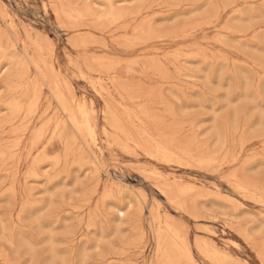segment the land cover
<instances>
[{"label": "rangeland", "instance_id": "rangeland-1", "mask_svg": "<svg viewBox=\"0 0 264 264\" xmlns=\"http://www.w3.org/2000/svg\"><path fill=\"white\" fill-rule=\"evenodd\" d=\"M57 1V3H64L65 0ZM101 1L104 2V0L65 1V4H70L71 7L77 8L76 10L80 9V17L76 24L77 28L72 30L71 25L66 22V24L63 22V26L59 25L58 27V22H56L55 15L52 12L53 10H51L53 6L52 1L0 0V9L4 10L0 16V31L3 29L4 34L9 36L7 37V40L9 39L8 41L3 40L4 44L1 43L2 49L0 53V124H3V126H0V155H2V157L0 156V168L2 166V169H0V264H9L8 262H10V264H157L154 255V234L151 227L152 209L154 211L152 214H157L162 218L169 215L170 217L168 216V218L170 222L172 220L171 218H175V220L173 219L174 227L177 226L176 223L180 224L176 229L181 231L185 228V232L183 233L182 231L180 233L179 231V234L182 237L181 234L183 233L186 237L184 238L189 241V243L188 241L187 243L189 244L188 246H190L189 250L191 249L190 253L194 263L188 264H226L227 262V264L233 262H235L233 264H264V205H262L264 204V0H111V2L110 0H105L104 3ZM232 5L233 7H231ZM176 7L177 9H175ZM237 10L240 13L238 12V14H236ZM81 11L84 12V15H82L83 13ZM106 12H113L120 17L116 21H112L106 17ZM155 13L159 15L156 14L157 16L155 17ZM121 15L126 18L123 19ZM240 15L241 18H239ZM206 22H208L207 24H212V26L206 25ZM11 23L15 25L14 27L16 30ZM6 25L9 26L7 27ZM204 25H206V27ZM221 27L226 28L222 30ZM68 28L72 31H69ZM25 29L28 32L25 31ZM140 29L141 32H139ZM26 32L29 34H26ZM152 32L154 35H152ZM10 33H15L17 35L14 34L16 38ZM216 33V36L219 34L221 35L216 37L214 36ZM238 33L242 34L238 35ZM150 34L151 38L149 37ZM155 34L162 37H157ZM173 34L177 35L173 36ZM185 34H187L186 37ZM253 34L255 36H253ZM146 35L148 37H146ZM182 35L186 39H181ZM34 37L46 42L47 46L45 48L48 49V47L50 48V46H52V49L54 47L52 49L54 51L52 59L51 56H46L48 55L47 52L43 55L45 63L48 64L47 67L54 71L55 75H58L63 86H69L71 89L73 88L71 92L75 100L77 102L79 100L78 103H82L84 107L86 104L85 109L89 113L96 141L85 137L86 135L83 137L78 136L72 128V125L66 120L58 103L52 97L51 92L48 90L47 83L42 86L39 81L36 86L38 85L39 87L41 84L40 89L42 91L39 90V88L33 90V88H35L34 82L36 79V72L31 67L28 74L23 75V68L22 65H19L21 64L19 60L17 62V60L13 61L11 59L12 55L17 52L18 55H21L20 57H23V48L28 46L29 42L31 43L35 40ZM26 38L28 39L26 40ZM154 39L156 40L154 41ZM6 42L7 46L5 45ZM222 42L225 44H222ZM23 43H25L26 46ZM93 44L94 46H91ZM88 45L90 46L87 47ZM104 45L105 47H103ZM225 45L227 48H225ZM76 46L78 49H76ZM153 48L158 51H154ZM27 49L30 50L29 54H32V49ZM174 49H176V51H174ZM177 49L178 51L181 49V52L179 51L181 54L178 53ZM250 49H252L253 52ZM5 50L7 51L6 54ZM8 53H10V56H8ZM189 53H194V56ZM211 53L214 54L211 55ZM67 56L70 62L66 59ZM178 58L179 61L174 62L178 60ZM7 59L12 62L6 61ZM49 60H52L51 64L53 63V66L50 64ZM154 60H156V62H154ZM236 61L238 64L235 63ZM14 63L19 64L13 65ZM70 63L71 65H69ZM72 64L74 65L72 66ZM138 65L141 66L138 67ZM16 66L18 68L16 69L17 71L15 70ZM175 66L180 68L178 72L181 75L177 72L178 68ZM92 70L95 74L94 72L91 73ZM123 70H126V72H120ZM167 70L170 72L168 73ZM229 70L230 72H228ZM102 71L105 72L104 74L107 73V76H103ZM138 73L142 75L139 76ZM177 73L178 76L180 75L179 77ZM243 73L245 74L243 75ZM157 74L161 75L158 76ZM13 76L15 79H12ZM244 78L246 79L244 80ZM21 79L22 82L19 83L18 81H21ZM28 80L30 83L27 82ZM110 80L112 81L111 83ZM97 83L99 84L97 85ZM28 84H30V86ZM245 86H247V89H245ZM176 87H178L179 90ZM10 89L13 91H10L12 93L9 92ZM235 89H237V91ZM120 92H122L125 97L121 95ZM27 94L29 95L26 96ZM106 95L108 97H106ZM16 96H19L18 99ZM99 97L103 100L105 99V101L102 102V99ZM45 98H47V100ZM108 98L113 101H110ZM123 98L128 99L132 104L124 102L125 100ZM251 98L253 99L251 100ZM30 100H36L32 107L29 104ZM253 100L254 102L252 103ZM11 102H14L13 104L18 102L19 108L16 109L15 112V105L11 106ZM140 103L146 105L144 106L146 110H144L145 108H143V105ZM254 103H257V105L255 106ZM20 104L23 107H21ZM28 106L29 109H27ZM133 108L135 110H133ZM150 109H152V113ZM116 110L118 112H127V116L125 115L124 118L122 115L124 113L120 112L119 115ZM18 111L21 113H19L20 115L16 113ZM135 112L138 114L141 113L140 117L137 116L138 114ZM24 114L26 115L25 117ZM129 114L136 119H132L131 116H128ZM236 114L237 117L235 116ZM148 116H150V118ZM127 117H130V121H128ZM14 118L16 120H14ZM115 118L118 119L117 125L114 121ZM233 118L235 119L232 120ZM242 118H245V120ZM143 120L145 122H143ZM13 121L15 122L13 123ZM29 122H31V124ZM129 122H131V125H129ZM149 122L150 125H148ZM233 122L235 124H233ZM124 123L126 126H124ZM140 123L142 127L148 129V134L144 131L145 128L139 125ZM158 126L161 127V129H158ZM45 127L47 131H45ZM241 128L245 129L241 130ZM137 129L138 131H136ZM155 130L157 133H155ZM38 131L41 133L39 139L36 137ZM135 131L137 132V137L135 136ZM51 132H53V134H51ZM60 132L62 133L60 134ZM218 133L219 135L217 136ZM3 134L4 136H2ZM108 134L111 136H108ZM157 134H159L160 137L157 136ZM171 134H173L172 137H169ZM68 136H70L71 140L74 141L76 145ZM162 136L163 138H161ZM64 137L69 138L70 141ZM108 138H111L113 143ZM134 138L138 139H135L138 144L135 142ZM159 138L166 139L170 144L164 140H157ZM168 138L173 139L169 141ZM237 138L239 140L242 138L243 148L242 142L238 141ZM12 139L15 140L13 141ZM106 140L108 143H106ZM12 141L14 143H12ZM163 142L172 146V150L170 146H165ZM46 143L48 146H46ZM67 144L68 147H66ZM214 144H216V146ZM31 145L34 148L31 147ZM71 145L72 147L70 148H72V150L69 148ZM110 145H112V148ZM117 146H120V149H118L119 147ZM176 146L179 150H176ZM5 147L6 149L4 150ZM175 147L176 149H174ZM8 148L10 149L9 151ZM82 149H84L83 151L85 152H81ZM182 149H186V151ZM143 150H145V154L141 152ZM187 150L190 153H188ZM76 151L80 153H76ZM91 151H93L92 154L97 158V161L92 157ZM63 153L66 154L63 156ZM193 153L196 156H198V154L199 156L201 155V160L197 161L200 158L194 157L195 155ZM210 154L211 156H208ZM212 154L216 157L213 158ZM9 155L11 159L8 158L10 157ZM46 155L49 157L47 158ZM83 155L89 158L90 161L88 160V162ZM134 155L137 157H133ZM163 155L170 157L165 158ZM250 155L254 161L250 159ZM257 155H259V157H257ZM37 156H39L40 162ZM81 156L83 157L79 159ZM152 156L156 159H154L155 161ZM202 156L204 158L203 161ZM150 157L152 159H150ZM44 158L48 162H46ZM187 158L188 160L186 161ZM191 158L194 161H192ZM8 159L9 161H7ZM72 159H74V162ZM190 159L191 161H189ZM211 159L214 160L212 161ZM232 159L233 162H231ZM205 160H208V163ZM215 160H217V163H215ZM224 160L226 161L223 162ZM3 161L6 163L5 166L2 164ZM50 161H53V163ZM220 161V164L223 162L222 165L219 164ZM37 162L40 164H37ZM184 162H192L195 165L192 163L188 165L186 163V165L183 166L182 164H184ZM31 163H33L34 169ZM78 163L80 165H78ZM202 164L204 166H202ZM130 165L131 167H129ZM6 166L11 167L7 168ZM196 166L204 167L205 169H197ZM68 167L72 168L69 169ZM189 167L194 168L189 169ZM97 169L99 175H97ZM150 170H153L151 174ZM216 170L217 173H215ZM32 171L35 173L30 174L29 172ZM145 172H147L146 174L148 175H146ZM228 172L231 175L228 174ZM138 173H140V175ZM154 173L158 175L156 176ZM29 174L30 176L28 177ZM32 174L33 176H31ZM239 174L241 179H239ZM95 175L97 178H95ZM141 175L144 176L141 177ZM149 175L153 176V178L149 177ZM227 175H230L228 177L231 179L228 178ZM31 177L35 179L33 180ZM234 177L236 181L239 179L238 183L233 180ZM23 179L25 181H23ZM158 179L160 180L158 181ZM243 179L247 182H243ZM240 180L249 188L245 185V187L242 186V182L241 184L239 183ZM228 182L232 183L228 184ZM233 182L244 188L241 186L238 187V185H230L233 184ZM163 183L167 185H164L167 189L164 186V188L162 187ZM174 183H177L179 187H189L192 189L190 194L183 195L181 198L184 203L190 202L191 206L190 203L186 205L181 200V202L178 200L181 204L180 208H184H181L182 212L177 206L179 203H176L179 197H175V201L173 199H165V195L162 192L165 189L167 191L169 188L171 190L174 189V187L176 188L177 185L175 184L174 186ZM12 185H15V189L12 188ZM110 185L113 186L111 187ZM109 186L111 189H109ZM193 187H196V189L199 187L200 190L198 189V191L202 193L200 192L199 194ZM104 188L108 191L106 192ZM245 188L247 190H245ZM117 189H119V191H117ZM234 190L240 192L237 193L236 191L234 192ZM243 190H245V192H242ZM256 190H258L259 193L256 192ZM14 191L15 195L13 193ZM204 191L207 193L204 194ZM208 191H210L209 194ZM111 192L112 194H110ZM107 194H109V196ZM117 195L119 196L117 197ZM189 195L190 197H187ZM105 196L106 198H102ZM114 196H116L115 199H113ZM144 196L147 198L145 201L143 199L145 198ZM259 197L263 200H259ZM188 199H190V201ZM250 199H252V201H250ZM174 202L176 204H174ZM28 203L30 206H28ZM220 203L222 205H220ZM156 204L158 205L156 206ZM96 207H98V209ZM20 211L22 212L21 214H19ZM95 213L96 215H94ZM190 213H192L193 218L194 216L196 217V221L195 219L193 220ZM99 215L101 217H99ZM226 215H228V217ZM89 217H91V219ZM90 221L93 222L94 227H92V223L88 224ZM171 223H173V221ZM181 225L184 226L182 227ZM180 226L181 228H179ZM199 227L201 231L196 229ZM204 229H207L209 232H206V230L202 232ZM208 233H212V235ZM241 233L245 235L243 236ZM3 237L8 241H5ZM200 238H202L201 241L205 239V242L203 241L201 243ZM24 239L30 245L28 244L26 246L27 243L26 241L24 242ZM193 241L195 244H193ZM209 241L211 246H208ZM198 244L202 246V249H196V245ZM28 247H31V249L29 248L31 251L33 249V253H31V251L28 253ZM211 248H213V250L210 251ZM205 249L206 254L202 252ZM212 252L218 255L217 260H213L209 257ZM218 252L221 254H218ZM222 258L224 261L220 262ZM210 259L213 260V262H210ZM231 260H233V262H230Z\"/></svg>", "mask_w": 264, "mask_h": 264}, {"label": "bare ground", "instance_id": "bare-ground-1", "mask_svg": "<svg viewBox=\"0 0 264 264\" xmlns=\"http://www.w3.org/2000/svg\"><path fill=\"white\" fill-rule=\"evenodd\" d=\"M49 1H52L53 2V6H52V9L51 10H53L52 12L54 13V17L56 18L55 20H56V22H58V27H59V25H62L63 24V22L65 23H68V24H70L71 25V29L72 30H74V29H76L77 28V22H78V20H79V17H80V9L79 10H76L74 7H71V5L70 4H65V1H67V0H65L64 1V3L63 2H60V3H57L58 1L56 0V1H53V0H48V2ZM77 1V0H76ZM100 1V0H99ZM74 2V1H73ZM101 2H103V1H101ZM104 2H105V0H104ZM103 2V3H104ZM110 2H111V0H110ZM109 3V2H108ZM108 3H107V6H108ZM73 4V3H72ZM44 5V4H43ZM78 5H80V4H78ZM111 5H112V3H111ZM235 6V5H234ZM49 7H51V6H49ZM80 7V6H79ZM168 7V6H167ZM172 7H174V6H172ZM231 7H233V5L231 6ZM252 7H253V5H252ZM262 7V6H261ZM170 8V7H169ZM264 8V7H263ZM44 9V8H43ZM171 9V8H170ZM175 9H177V7L175 8ZM220 9V8H219ZM166 10H169V9H166ZM238 10H239V8H238ZM237 10V12H236V14H238V11ZM3 11L4 10H1L0 9V16H1V13H3ZM46 11V10H45ZM87 11V10H86ZM108 11H109V7H108ZM164 11V10H163ZM234 11V10H233ZM82 13V15H84V12L83 11H81ZM115 12V11H114ZM224 12H225V10H224ZM5 13V12H4ZM107 14H106V17L107 18H109L110 20H112V21H116L119 17L115 14V13H113V12H106ZM240 13V12H239ZM6 14V13H5ZM118 14V13H117ZM157 13H155L154 15H155V17L157 16V15H159V14H157ZM2 15H4V14H2ZM8 15V14H7ZM89 15V14H88ZM167 15V14H166ZM176 15V14H175ZM174 15V16H175ZM254 15V14H253ZM90 16V15H89ZM122 16V15H121ZM124 16H125V14H124ZM152 16V15H151ZM231 16V15H230ZM229 16V17H230ZM5 17V16H4ZM8 17H9V15H8ZM123 17V16H122ZM153 17V16H152ZM217 17V16H216ZM228 17V18H229ZM239 17V16H238ZM82 18H83V16H82ZM97 18V17H96ZM126 18V17H125ZM124 17H123V19H125ZM239 18H241V15H240V17ZM5 19V18H4ZM11 19V18H10ZM152 19V18H151ZM242 19H244V18H242ZM11 20H13V19H11ZM11 20H9V21H11ZM83 20H84V18H83ZM213 20H215V19H213ZM212 20V21H213ZM2 21H3V19H2ZM209 21H211V20H209ZM13 22V21H12ZM218 22V21H217ZM10 23V22H9ZM65 23V24H66ZM203 23V22H202ZM208 22H206V25H211L212 26V24H207ZM12 25H13V27L15 26L13 23H11ZM11 24H9V25H11ZM64 24V25H65ZM67 24V25H68ZM200 24V23H199ZM9 25H6L7 27L9 26ZM66 25V26H67ZM98 25V24H97ZM198 25V24H197ZM206 25H204L205 27H206ZM224 25V24H223ZM63 26V25H62ZM195 26V25H194ZM193 26V27H194ZM213 26H214V24H213ZM225 26V25H224ZM68 27V26H67ZM196 27V26H195ZM194 27V28H195ZM198 27V26H197ZM12 28V27H11ZM141 28H143V27H141ZM188 28V27H187ZM186 28V29H187ZM192 28V27H191ZM222 28V30L224 29V28H226V27H221ZM2 29V28H1ZM8 29H10V28H8ZM14 29L16 30V28L14 27ZM61 29V28H60ZM66 29V28H65ZM70 28H68V30L70 31L71 30ZM136 29H138V28H136ZM186 29H184V30H186ZM197 29V28H196ZM24 30V29H23ZM62 30V29H61ZM71 30V31H72ZM134 30V29H133ZM148 30V29H147ZM151 30V29H150ZM217 30H220V29H217ZM216 30V31H217ZM222 30H220V31H222ZM12 31V30H11ZM25 31H27L26 29H25ZM138 31V30H137ZM136 31V32H137ZM146 31V30H145ZM225 31V30H224ZM226 31H228V30H226ZM9 32H10V30H9ZM13 32H14V30H13ZM24 32V31H23ZM28 32V31H27ZM26 32V34H29V33H27ZM135 32V33H136ZM139 32H141V29H140V31ZM191 32H192V30H191ZM195 32V31H194ZM228 32H231V31H228ZM147 33H148V31H147ZM151 33V32H150ZM234 33V32H233ZM257 33V32H256ZM11 34V33H10ZM15 34V33H14ZM14 34H11V35H14ZM24 34H25V32H24ZM78 34V33H77ZM137 34V33H136ZM171 34V33H170ZM189 34V33H188ZM197 34V33H196ZM235 34H237V33H235ZM242 34V33H241ZM241 34H239L238 33V35H241ZM16 35V34H15ZM13 36L14 38H16V36ZM31 35V34H30ZM139 35V34H138ZM141 35H144V34H141ZM152 35H154L153 34V32H152ZM156 35V34H155ZM175 35H177V34H173V36H175ZM186 35L187 34H185V37H186ZM217 35V33L216 34H214V36H216ZM221 34H219L218 36H216V37H219ZM26 36H28V35H26ZM25 36V37H26ZM79 36V35H78ZM157 36V35H156ZM245 36V35H244ZM253 36H255L254 34H253ZM7 37H9L8 35H5L4 34V32H3V29H2V31H0V53H1V43H3L4 44V41L5 40H7ZM31 37V36H30ZM38 37V36H37ZM75 37H76V34H75ZM145 37V36H144ZM143 37V38H144ZM146 37H148L147 35H146ZM149 37L151 38V34L149 35ZM157 37H162V36H157ZM183 35L181 36V39H186ZM222 37H224V36H222ZM221 37V38H222ZM234 37V36H233ZM35 38V37H34ZM40 38V37H39ZM77 38V37H76ZM154 38H156V37H154ZM165 38L167 39V37L165 36ZM169 38V37H168ZM171 38H172V36H171ZM212 38V37H211ZM28 38H26V40H27ZM226 39V38H225ZM252 39H253V37H252ZM251 39V40H252ZM4 40V41H3ZM9 40V39H8ZM7 40V41H8ZM16 40V39H15ZM18 40V39H17ZM147 40V39H146ZM156 39H154V41H155ZM171 40V39H170ZM175 40V39H174ZM173 40V41H174ZM204 40V39H203ZM202 40V41H203ZM218 40H219V38H218ZM3 41V42H2ZM152 41V40H151ZM176 41V40H175ZM220 41V40H219ZM10 42V41H9ZM8 42V43H9ZM78 42V41H77ZM150 42V41H149ZM148 42V43H149ZM239 42V41H238ZM12 43V42H11ZM11 43H10V45H11ZM215 43V42H214ZM217 43V42H216ZM24 45H25V43H23ZM115 44V43H114ZM135 44V43H134ZM137 44V43H136ZM141 44V43H140ZM146 44V43H145ZM161 44V43H160ZM163 44V43H162ZM165 44V43H164ZM219 44V43H218ZM222 44H225V43H223L222 42ZM6 46H7V42H6V44H5ZM9 45V46H10ZM23 45V46H24ZM76 45H77V43H76ZM151 45V44H150ZM26 46V45H25ZM29 46V47H28ZM28 46H26L25 48H23V51H22V53H23V57H20L21 55H18L17 53H14L13 55H12V57H11V59L13 60V61H16L17 60V62H18V60H19V63H21V64H19V63H14L13 65H17V64H19V65H22V70H23V75H27L28 74V72H29V69L32 67L33 68V70L36 72V79H35V88H33V90H37L38 88H39V90H41L40 89V86H41V84H42V86H43V84H46L47 83V86H48V90L51 92V95H52V97L56 100V102L58 103V106H59V108L61 109V111L63 112V114L65 115V118H66V120L67 121H69V123L72 125V128L75 130V132L77 133V135L78 136H80V137H83V136H85V137H88L89 139H94L95 140V138H94V128H92V125H91V120H90V116H89V113L86 111V109H85V107H86V104H85V107H84V105H82V103H78L79 102V100H78V102L75 100V97H74V95H72V92L71 91H73V88L71 89L69 86V88L68 87H65V86H63L62 85V83H61V81H60V79L58 78V75H55L54 74V71L51 69V68H49V67H47V63H45V58H43V55L45 54V52H47V54L48 55H46V56H51V59H52V57H53V48L51 49V47L52 46H50V48L48 47V49L47 48H45L46 46H47V43L46 42H44L42 39L40 40V39H36L35 38V40H33L31 43L29 42V44H28ZM80 46V45H79ZM90 45H88L87 47H89ZM91 46H94V44L93 45H91ZM95 46H97V45H95ZM117 46V45H116ZM146 46V45H145ZM221 46V45H220ZM224 46V45H223ZM247 46V45H246ZM13 47V46H12ZM11 47V48H12ZM103 47H105V45L103 46ZM179 47V46H178ZM177 47V48H178ZM200 47V46H199ZM7 48V47H6ZM10 48V49H11ZM16 48V47H15ZM27 48H30V49H32L31 50V53L32 54H29V52H30V50H28ZM120 48V47H119ZM123 48V47H122ZM125 48V47H124ZM201 48H203V47H201ZM225 48H227V46L225 45ZM74 49H75V47H74ZM76 49H78L77 48V46H76ZM82 49H84V48H82ZM106 49H107V47H106ZM126 49H128V48H126ZM125 49V50H126ZM131 49H132V46H131ZM152 49V48H151ZM150 49V50H151ZM154 49V48H153ZM179 49V48H178ZM178 49H177V51H178ZM183 49V48H182ZM246 49H247V47H246ZM7 50V49H6ZM5 50V54H6V51ZM8 50H9V47H8ZM15 50V49H14ZM13 50V51H14ZM147 50V49H146ZM157 49H154V51H156ZM181 50V49H180ZM179 50V51H180ZM186 50H189V49H186ZM205 50V49H204ZM251 51H252V49H250ZM148 51H149V49H148ZM153 51V50H152ZM158 51V50H157ZM171 51V50H170ZM174 51H176V49H174ZM178 51V53H180ZM209 51V50H208ZM199 52V51H198ZM218 52V51H217ZM253 52V51H252ZM257 52V51H256ZM256 52H254V53H256ZM12 53V52H11ZM166 53V52H165ZM167 53H168V51H167ZM171 53H173V52H171ZM9 55L8 56H10V53H8ZM169 54V53H168ZM175 54V53H174ZM181 54V53H180ZM184 54V53H183ZM189 54H191L192 56H194V53L192 54V53H189ZM197 54V53H196ZM214 53H211V55H213ZM223 54V53H222ZM260 54H261V52H260ZM85 55V54H84ZM185 55H187V54H185ZM191 55H190V57H191ZM1 56V55H0ZM156 56V55H155ZM165 56H167V55H165ZM165 56H163V57H165ZM180 56H182V55H180ZM188 56V55H187ZM204 56V55H203ZM202 56V57H203ZM219 56H221V55H219ZM4 57V56H3ZM85 57V56H84ZM97 57H98V55H97ZM184 57V56H183ZM189 57V56H188ZM188 57H186V58H188ZM195 57H196V55H195ZM204 57H207V56H204ZM7 58V57H6ZM47 58V57H46ZM68 58V56L66 57V59ZM70 58V57H69ZM136 58V57H135ZM137 58H139V57H137ZM169 58V57H168ZM172 58V57H171ZM177 58V57H176ZM180 58V57H179ZM179 58H178V60H173L174 62H176V61H179ZM185 58V59H186ZM2 59H4V58H2ZM90 59V58H89ZM131 59H133V58H131ZM144 59V58H143ZM155 59V58H154ZM158 59V58H157ZM165 59H167V58H165ZM181 59V58H180ZM182 59H184V58H182ZM205 59V58H204ZM221 59H223V58H221ZM68 60V59H67ZM136 60V59H135ZM147 60H149V59H147ZM152 60V59H151ZM206 60V59H205ZM204 60V61H205ZM212 60H213V57H212ZM226 60V59H225ZM4 61V60H3ZM6 61H8V62H12V61H10L9 59H7ZM47 61V60H46ZM69 62H70V60H68ZM233 61V60H232ZM1 62H2V60H1ZM49 62H50V64H51V62H52V60L50 61L49 60ZM82 62H83V56H82ZM149 62V61H148ZM154 62H156V60H154ZM166 62V61H165ZM68 63V62H67ZM85 63V62H84ZM83 63V64H84ZM163 63V62H162ZM225 63V62H224ZM232 63H234V62H232ZM235 63H237L238 64V62L236 61ZM254 63V62H253ZM256 63V62H255ZM55 64H56V62H55ZM173 64V63H172ZM171 64V65H172ZM247 64V63H246ZM245 64V65H246ZM12 65V64H11ZM19 65H18V67H19ZM52 66H53V63L51 64ZM69 65H71V63L69 64ZM74 64H72V66H73ZM85 65H86V63H85ZM105 65V64H104ZM243 65V64H242ZM84 66V65H83ZM141 65H138V67H140ZM153 66H156V65H153ZM173 66V65H172ZM248 66V65H247ZM85 67V66H84ZM87 67V66H86ZM96 67V66H95ZM128 67V66H127ZM131 67V66H130ZM129 67V68H130ZM133 67V66H132ZM135 67V66H134ZM156 67H158V66H156ZM161 67V66H160ZM159 67V68H160ZM176 67V66H175ZM250 67V66H249ZM15 68V67H14ZM82 68V67H81ZM166 68V67H165ZM174 68V67H173ZM176 68H178V66L176 67ZM232 68V67H231ZM252 68V67H251ZM255 68V67H254ZM16 69H18L17 68V66H16V68H15V70ZM21 69V68H20ZM54 69V68H53ZM127 69V68H126ZM146 69V68H145ZM163 69V68H162ZM4 70V69H3ZM21 70V71H22ZM59 70V69H58ZM83 70V69H82ZM90 70V69H89ZM132 70H133V68H132ZM142 70V69H141ZM178 70H180V68H178L177 69V72H178ZM184 70V69H183ZM12 71H14V70H12ZM11 71V72H12ZM17 71V70H16ZM79 71V70H78ZM101 71V70H100ZM143 71V70H142ZM153 71V70H152ZM168 71V70H167ZM166 71V72H167ZM59 72V71H58ZM94 71L92 70L91 71V73H93ZM97 72V71H96ZM99 72V71H98ZM120 72H126V70H123V71H120ZM119 72V73H120ZM128 72V71H127ZM130 72V71H129ZM141 72V71H140ZM151 72V71H150ZM162 72V71H161ZM170 71H168V73H169ZM173 72H176V71H173ZM182 72V71H181ZM228 72H230V70L228 71ZM263 72V71H262ZM16 73V72H15ZM79 73H80V71H79ZM90 73V72H89ZM90 73V74H91ZM102 73H103V76L104 75H106V74H104L105 72H103L102 71ZM141 73H144V72H141ZM179 73V72H178ZM178 73H177V76H178ZM232 73V72H231ZM18 74V73H17ZM60 74V73H59ZM67 74V73H66ZM75 74V73H74ZM81 74V73H80ZM79 74V75H80ZM94 74H95V72H94ZM110 74V73H109ZM126 74V73H125ZM133 74H135V73H133ZM155 74H156V72H155ZM163 74V73H162ZM180 74V73H179ZM205 74V73H204ZM245 73H243V75H244ZM21 75V74H20ZM73 75V74H72ZM71 75V76H72ZM102 75V74H101ZM128 75V74H127ZM137 75V74H136ZM138 75H139V73H138ZM142 74H140L139 76H141ZM158 75V74H157ZM161 75V74H160ZM160 75H158V76H160ZM166 75H167V73H166ZM168 75H170V74H168ZM181 75V74H180ZM179 75V76H180ZM242 75V76H243ZM14 76H15V74H14ZM13 76V77H14ZM63 76V75H62ZM61 76V77H62ZM81 76V75H80ZM84 76V75H83ZM82 76V77H83ZM107 76V75H106ZM128 76H130V75H128ZM155 76V75H154ZM178 76V77H179ZM234 76V75H233ZM262 76V75H261ZM12 77V79H15V77L13 78ZM18 77V76H17ZM16 77V78H17ZM27 77V76H26ZM32 77H34V76H32ZM109 77V76H108ZM162 77V76H161ZM169 77V76H168ZM264 77V76H263ZM21 78V77H20ZM19 78V79H20ZM27 78H29V77H27ZM26 78V79H27ZM76 78H78V77H76ZM88 78V77H87ZM112 78V77H111ZM119 78V77H118ZM166 78V77H165ZM188 78V77H187ZM208 78V77H207ZM261 78V77H260ZM259 78V79H260ZM23 79H25V78H23ZM33 79V78H32ZM31 79V80H32ZM62 79H63V77H62ZM61 79V80H62ZM79 79V78H78ZM83 79V78H82ZM91 79V78H90ZM113 79V78H112ZM193 79V78H192ZM246 78H244V80H245ZM258 79V80H259ZM17 80H18V78H17ZM67 80V79H66ZM66 80H64V81H66ZM107 80V79H106ZM115 80V79H114ZM168 80V79H167ZM191 80V79H190ZM247 80H249V79H247ZM34 81V80H33ZM40 81V85H39V87H38V85L36 86V84H38V82ZM103 81V80H102ZM209 81V80H208ZM12 82V81H11ZM17 82V81H16ZM19 83L20 82H22V79H21V81H18ZM27 82H29V80L27 81ZM66 82H69V81H66ZM112 81L110 80V83H111ZM115 82V81H114ZM113 82V83H114ZM117 82V81H116ZM118 82H120V81H118ZM13 83V82H12ZM30 83V82H29ZM113 83H112V85H113ZM259 83V82H258ZM15 84H17V83H15ZM15 84H12V85H15ZM24 84V83H23ZM99 83H97V85H98ZM100 84H102V83H100ZM104 84V83H103ZM106 84V83H105ZM115 84V83H114ZM249 84V83H248ZM29 86H30V84H28ZM91 85V84H90ZM93 85V84H92ZM237 85H238V83H237ZM256 85H257V83H256ZM9 86V85H8ZM16 86H19V85H16ZM21 86V85H20ZM102 86V85H101ZM105 86V85H104ZM115 86H116V84H115ZM185 87V86H184ZM247 86H245V89H247L246 88ZM255 87H258V86H255ZM21 88H23V87H21ZM30 88V87H29ZM43 88V87H42ZM113 88V87H112ZM115 88V87H114ZM173 88H174V85H173ZM176 88H178V87H176ZM175 88V89H176ZM14 89V88H13ZM31 89V88H30ZM92 89H94V88H92ZM108 89V88H107ZM118 89V88H117ZM181 89V88H180ZM193 89V88H192ZM237 89H238V86H237ZM237 89H235L236 91H237ZM244 89V90H245ZM255 89H258V88H255ZM26 90V89H25ZM119 90V89H118ZM117 90V91H118ZM178 90H179V88H178ZM10 91H12L11 89L9 90V92ZM16 91V90H15ZM14 91V92H15ZM19 91V90H18ZM32 91V90H31ZM42 91V90H41ZM108 91V90H107ZM156 91V90H155ZM177 91V90H176ZM246 91V90H245ZM13 92V91H12ZM12 92H10V93H12ZM24 92V91H23ZM28 93H30L29 91H27ZM95 92V91H94ZM115 92V91H114ZM15 93H17V92H15ZM35 93H36V91H35ZM100 93H101V91H100ZM104 93V92H103ZM110 93V92H109ZM119 93V92H118ZM121 93V95H123L122 94V92H120ZM180 93V92H179ZM257 93H258V91H257ZM14 94V93H13ZM20 94V93H19ZM21 94H22V92H21ZM34 94V93H33ZM96 94V93H95ZM108 94V93H107ZM18 95V94H17ZM29 94H27L26 96H28ZM31 95V94H30ZM101 95V94H100ZM116 95H118V94H116ZM22 96H23V94H22ZM41 96H42V94H41ZM109 96H111V95H109ZM124 96V95H123ZM122 96V97H123ZM245 96H247V95H245ZM244 96V97H245ZM258 96H260V95H258ZM15 97V96H14ZM17 97V96H16ZM19 97V96H18ZM18 97H17V99H18ZM21 97V96H20ZM84 97V96H83ZM100 97H102V96H100ZM99 97V98H100ZM106 97H108L107 95H106ZM125 97V96H124ZM105 98V97H104ZM112 98V97H111ZM118 98H119V96H118ZM127 98V97H126ZM260 98V97H259ZM11 99V98H10ZM23 99L25 100V98L23 97ZM29 99V98H28ZM41 99V98H40ZM46 100H47V98H45ZM83 99V98H82ZM100 99H102V98H100ZM110 101H113L112 99H110V98H108ZM125 101L124 102H128V103H130L129 101H128V99H125V98H123ZM253 98H251V100H252ZM260 99H262V98H260ZM107 100V99H106ZM127 100V101H126ZM35 101L36 100H30V102H29V104H30V106L32 107L33 105H34V103H35ZM83 101H84V99H83ZM90 101V100H89ZM103 101H105V99L103 100L102 99V102ZM121 101V100H120ZM140 101H142V100H140ZM139 101V102H140ZM5 102V101H4ZM10 102V101H9ZM8 102V103H9ZM20 102V101H19ZM85 102V101H84ZM91 102V101H90ZM89 102V103H90ZM109 102V101H108ZM115 102V101H114ZM123 102V101H122ZM138 102V103H139ZM254 102V100L252 101V103ZM6 103V102H5ZM12 103V102H11ZM10 103V104H11ZM14 103V102H13ZM11 104V106L13 105H15L14 106V112H15V110L16 109H18L19 108V106H18V102L17 103H15V104ZM49 103V102H48ZM51 103V102H50ZM113 103V102H112ZM112 103H111V105H112ZM116 103V102H115ZM135 103H136V101H135ZM17 104V105H16ZM22 104V103H21ZM21 104H20V106H21ZM108 104V103H107ZM118 104V103H117ZM130 104H132V103H130ZM141 104V103H140ZM255 104V103H254ZM2 105V104H1ZM4 105H6V104H4ZM3 105V106H4ZM41 105V104H40ZM47 105H49V104H47ZM93 105V104H92ZM114 105H116V104H114ZM114 105H113V107H114ZM119 105V104H118ZM138 105V104H137ZM141 105H143V108H145L144 110H146V107H144V106H146L144 103L143 104H141ZM257 105V103L255 104V106ZM260 105V104H259ZM51 106V105H50ZM110 106V105H109ZM6 107V106H5ZM4 107V108H5ZM21 107H23V106H21ZM91 107V106H90ZM93 107V106H92ZM111 107V106H110ZM121 107V106H120ZM127 107V106H126ZM140 107V106H139ZM142 107V106H141ZM46 108V107H45ZM112 108V107H111ZM115 108V107H114ZM123 108V107H122ZM121 108V109H122ZM134 108H135V105H134ZM133 108V110H135ZM137 108V107H136ZM22 109V108H21ZM27 109H29V106L27 107ZM34 109H36V108H34ZM40 109V108H39ZM48 109V108H47ZM113 109V108H112ZM111 109V110H112ZM116 109V108H115ZM8 110V109H7ZM13 110V109H12ZM38 110V109H37ZM50 110V109H49ZM88 110V109H87ZM90 110V109H89ZM124 110H125V108H124ZM131 110V109H130ZM143 110V111H144ZM151 111V113H152V109H150ZM11 111V110H10ZM23 111V110H22ZM28 111V110H27ZM45 111H47V110H45ZM44 111V112H45ZM54 111V110H53ZM91 111V110H90ZM106 111V110H105ZM117 111V110H116ZM141 111V110H140ZM93 112V111H92ZM103 112V111H102ZM118 112V111H117ZM121 111H119L118 112V114L120 113ZM148 112V111H147ZM146 112V113H147ZM9 113H11V112H9ZM16 113H18V115H20L21 113L18 111V112H16ZM20 113V114H19ZM116 113V112H115ZM121 113H124V114H122L123 115V117L125 118V115L127 116V112L125 113V112H121ZM135 113H137V112H135ZM244 113V112H243ZM29 115H31L30 113H28ZM53 114V113H52ZM59 114V113H58ZM107 114V113H106ZM105 114V115H106ZM138 114V113H137ZM141 114V113H140ZM140 114H138L137 116H139L140 117ZM149 114V113H148ZM41 115V114H40ZM45 115V114H44ZM60 115V114H59ZM120 115V114H119ZM136 115V114H135ZM145 115H147V114H145ZM144 115V116H145ZM240 115V114H239ZM26 115L24 114V117H25ZM93 116V115H92ZM118 116V115H117ZM128 116H131L130 114L128 115ZM136 116V117H137ZM152 116V115H151ZM236 117H237V114L235 115ZM234 116V117H235ZM29 117V116H28ZM31 117V116H30ZM51 117V116H50ZM56 117V116H55ZM106 117V116H105ZM121 117V116H120ZM132 117V116H131ZM149 118H150V116H148ZM108 118V117H107ZM106 118V119H107ZM130 118V117H129ZM129 118L127 117V119H128V121H130L129 120ZM133 118H135V117H132V119ZM138 118V117H137ZM144 118V117H143ZM8 119H10V118H8ZM26 119V118H25ZM41 119V118H40ZM39 119V120H40ZM55 119V118H54ZM92 119H93V117H92ZM109 119V118H108ZM107 119V120H108ZM123 119V118H122ZM136 119V118H135ZM153 119H154V116H153ZM235 118H233L232 120H234ZM237 119V118H236ZM242 119H244L245 120V118H242ZM14 120H16L15 118H14ZM123 120H125V119H123ZM142 120V119H141ZM150 120V119H149ZM227 120V119H226ZM243 120V121H244ZM47 121V120H46ZM103 121V120H102ZM110 121V120H109ZM109 121H107V122H109ZM114 121H115V124L117 123V121H118V119L117 118H115L114 119ZM122 121V120H121ZM153 121V120H152ZM242 121V122H243ZM15 121H13V123H14ZM24 122V121H23ZM26 122V121H25ZM37 122V121H36ZM56 122V121H55ZM60 122H61V119H60ZM93 122V121H92ZM105 122V121H104ZM126 122H127V120H126ZM137 122V121H136ZM139 122V121H138ZM142 122V121H141ZM143 122H145L144 120H143ZM146 122H147V120H146ZM150 122H151V120H150ZM150 122H149V124L148 125H150ZM249 122H250V120H249ZM2 123V122H1ZM5 123V122H4ZM22 123V122H21ZM30 124H31V122H29ZM52 123V122H51ZM110 123V122H109ZM123 123V122H122ZM130 124L129 125H131V122H129ZM224 123H227V122H224ZM235 123H236V121H235ZM234 122H233V124H235ZM6 124V123H5ZM12 124V123H11ZM43 124V123H42ZM45 124V123H44ZM47 124H48V122H47ZM92 124H94V123H92ZM125 124V123H124ZM138 124V123H137ZM145 124V123H144ZM143 124V125H144ZM228 124V123H227ZM245 124L247 125V123L245 122ZM10 125V124H9ZM18 125H20V124H18ZM106 125V124H105ZM107 125L109 126V124L107 123ZM117 125V124H116ZM135 125V124H134ZM140 126H141V123L139 124ZM138 125V126H139ZM147 125V124H146ZM148 125H147V127H148ZM226 125V124H225ZM0 126H3V124L1 125L0 124ZM26 126H27V124H26ZM30 126V125H29ZM48 126V125H47ZM94 126V125H93ZM124 126H126V124L124 125ZM137 126V125H136ZM135 126V127H136ZM139 126V127H140ZM235 126V125H234ZM24 127H25V125H24ZM59 127V126H58ZM95 127V126H94ZM127 127H128V125H127ZM131 127V126H130ZM134 127V126H133ZM142 127V126H141ZM140 127V128H141ZM152 127V126H151ZM159 127V126H158ZM26 128V127H25ZM103 128V127H102ZM142 128H145L146 129V127H142ZM153 128H156V127H153ZM227 128H228V126H227ZM243 128V127H242ZM241 128V130H244V129H242ZM1 129V128H0ZM19 129V128H18ZM33 129V128H32ZM34 129H35V127H34ZM45 129H46V127H45ZM66 129H67V125H66ZM105 129V128H104ZM128 129H129V127H128ZM131 129V128H130ZM134 129V128H133ZM132 129V130H133ZM136 129V128H135ZM144 129V131H148V129H146L145 130ZM158 129H161V127H159ZM226 129V128H225ZM20 130V129H19ZM18 130V131H19ZM37 130H38V128H37ZM131 130V131H132ZM142 130V129H141ZM140 130V131H141ZM25 131H26V129H25ZM28 131V130H27ZM45 131H47V129L45 130ZM63 131V130H62ZM68 131H69V128H68ZM106 131V130H105ZM112 131H114V130H112ZM130 131V132H131ZM136 131H138V129L136 130ZM135 131V132H136ZM151 131H152V129H151ZM150 131V132H151ZM153 131H154V129H153ZM156 131V130H155ZM162 131V130H161ZM226 131H227V129H226ZM239 131V130H238ZM49 132V131H48ZM163 132H165V131H163ZM46 133V132H45ZM56 133H59V132H56ZM62 132H60V134H61ZM70 133V132H69ZM107 133H109V132H107ZM116 133V132H115ZM132 133V132H131ZM154 133V132H153ZM155 133H157V131L155 132ZM159 133V132H158ZM227 133H228V131H227ZM241 133V132H240ZM5 134V133H4ZM4 134L2 135V136H4ZM13 134V133H12ZM51 134H53V132H51ZM71 134V133H70ZM73 134V133H72ZM112 134V133H111ZM134 134V133H133ZM132 134V135H133ZM136 134H137V132L135 133V136H136ZM138 134H141V133H138ZM147 134H148V132H147ZM174 134V133H173ZM173 134H171V136H169V137H172V135ZM231 134V133H230ZM6 135V134H5ZM34 135H35V133H34ZM40 135H41V133H40V131H38L37 133H36V137H37V139H39L40 138ZM74 135V134H73ZM98 135V134H97ZM110 134H108V136H109ZM122 135V134H121ZM219 135V133L217 134V136ZM228 135V134H227ZM241 135V134H240ZM239 135V136H240ZM67 136V135H66ZM75 136V135H74ZM111 136V135H110ZM116 136H117V134H116ZM134 136V135H133ZM134 136V137H135ZM142 136V135H141ZM150 136H151V133H150ZM157 136H159V134H157ZM164 136V135H163ZM163 136L161 137V138H163ZM242 136V135H241ZM69 138H70V136H68ZM71 137H72V135H71ZM105 137V136H104ZM124 137V136H123ZM137 137V136H136ZM160 137V136H159ZM34 138V137H33ZM44 138H45V136H44ZM57 138V137H56ZM55 138V139H56ZM64 138H67V137H64ZM69 138H67L68 140H69ZM152 138H154V137H152ZM227 138H228V136H227ZM239 138V137H238ZM237 138V139H238ZM49 139V138H48ZM61 139V138H60ZM59 139V140H60ZM82 139V138H81ZM84 139V138H83ZM86 139V138H85ZM109 140H111V138H108ZM120 139V138H119ZM125 139V138H124ZM128 139V138H127ZM135 139H137V138H134V140ZM171 139H173V138H168V140L170 141ZM219 139V138H218ZM217 139V140H218ZM240 139V138H239ZM238 139V141H241L242 140V138H241V140H239ZM13 140V139H12ZM15 140V139H14ZM13 140V141H14ZM20 140V139H19ZM58 140V139H57ZM70 140H71V138H70ZM69 140V141H70ZM77 140V139H76ZM133 140V141H134ZM138 140V139H137ZM142 140H143V138H142ZM146 140V139H145ZM157 140H161V141H163L164 139H157ZM4 141V140H3ZM12 141V143H14ZM18 141V140H17ZM55 141V140H54ZM62 141V140H61ZM65 141V140H64ZM72 141V140H71ZM96 141V140H95ZM94 141V142H95ZM100 141V140H99ZM107 141V140H106ZM112 141V140H111ZM122 141V140H121ZM125 141V140H124ZM150 141V140H149ZM153 141H155V140H153ZM161 141H160V143H161ZM164 141H166V142H168L166 139L164 140ZM10 142V141H9ZM36 142V141H35ZM49 142V141H48ZM73 143H74V141H72ZM71 142V143H72ZM135 142H136V140H135ZM164 143L165 144V146L167 145V143ZM172 142H173V140H172ZM172 142H171V145H172ZM242 142V148H243V141H241ZM251 142V141H250ZM2 143V142H1ZM8 143V142H7ZM16 143V142H15ZM38 143V142H37ZM50 143H52V142H50ZM61 143V142H60ZM72 143V144H73ZM88 143V142H87ZM106 143H108V141L106 142ZM112 143H113V141H112ZM129 143H131V142H129ZM137 143V142H136ZM159 143V142H158ZM216 143V142H215ZM39 144V143H38ZM75 145H76V143H74ZM95 144V143H94ZM94 144H92L93 146H95ZM138 144V143H137ZM144 144V143H143ZM153 144V143H152ZM162 144V143H161ZM168 144H170L169 142H168ZM247 144H248V142H247ZM1 145V144H0ZM4 145V144H3ZM10 145H11V143H10ZM36 145V144H35ZM119 145V144H118ZM215 146H216V144H214ZM4 146H6V145H4ZM26 146V145H25ZM46 146H48L47 145V143H46ZM66 146V145H65ZM81 146V145H80ZM102 146V145H101ZM105 146H106V144H105ZM111 146V148H112V145H110ZM115 146H116V144H115ZM127 146H128V144H127ZM136 146V145H135ZM164 146V147H165ZM167 146H170V145H167ZM179 146L181 147V145L179 144ZM224 146H225V143H224ZM11 147V146H10ZM9 147V148H10ZM31 147H33L32 145H31ZM66 147H68V144H67V146ZM70 147H72V145L71 146H69V148ZM86 147V146H85ZM89 147V146H88ZM117 147H119L118 149H120V146H117ZM138 147V146H137ZM171 147L172 146H170V149H171ZM177 147V146H176ZM176 147L174 148V149H176ZM8 148V151L10 150ZM29 148H30V146H29ZM34 148V147H33ZM74 148V147H73ZM75 148H76V146H75ZM81 148H82V146H81ZM80 148V149H81ZM128 148H130V147H128ZM149 148H150V146H149ZM182 148V147H181ZM180 148V149H181ZM196 148V147H195ZM6 149V147L4 148V150ZM13 149V148H12ZM20 149V148H19ZM43 149H44V147H43ZM71 150H72V148H70ZM78 149V148H77ZM98 149V148H97ZM110 149V148H109ZM126 149V148H125ZM124 149V150H125ZM141 149V148H140ZM147 149V148H146ZM166 149H168V148H166ZM174 149H173V151H174ZM197 149V148H196ZM26 150V149H25ZM30 150H31V148H30ZM42 150V149H41ZM45 150V149H44ZM67 150V149H66ZM84 149H82V151L81 152H85V151H83ZM99 150V149H98ZM124 150H122V151H124ZM127 150V149H126ZM126 150H125V152H126ZM158 150H159V148H158ZM172 150V149H171ZM176 150H179L178 149V147H177V149ZM182 150H185L186 151V149H182ZM198 150V149H197ZM12 151V150H11ZM15 151V150H14ZM70 151V150H69ZM80 151V150H79ZM78 151V152H79ZM89 151V150H88ZM121 151V150H120ZM131 151V150H130ZM129 151V152H130ZM134 151V150H133ZM139 151V150H138ZM168 151V150H167ZM199 151V150H198ZM201 151V150H200ZM240 151H241V149H240ZM260 151V150H259ZM264 151V150H263ZM30 152V151H29ZM32 152H33V149H32ZM32 152H31V154H32ZM43 152V151H42ZM72 152V151H71ZM75 152V151H74ZM73 152V153H74ZM77 151H76V153H78ZM92 152L93 151H91L90 153L92 154ZM124 152V153H125ZM141 152H144V154H145V150H143V151H141ZM151 152V151H150ZM156 152V151H155ZM182 152V151H181ZM184 152V151H183ZM187 152H188V150H187ZM226 152V151H225ZM252 152H254V151H252ZM18 153V152H17ZM28 153V152H27ZM41 153V152H40ZM39 153V154H40ZM80 153V152H79ZM127 153V152H126ZM147 153V152H146ZM171 153V152H170ZM188 153H190V152H188ZM251 153V152H250ZM255 153V152H254ZM262 153V152H261ZM3 154H5V153H3ZM16 154V153H15ZM41 154H43V153H41ZM45 154V153H44ZM64 154H66V153H63V156H64ZM75 154V153H74ZM74 154H72V155H74ZM84 154V153H83ZM89 154V153H88ZM148 154V153H147ZM155 154V153H154ZM187 154V153H186ZM194 154V153H193ZM225 154V153H224ZM249 154V153H248ZM257 154V153H256ZM264 154V153H263ZM12 155V154H11ZM28 155V154H27ZM81 155H82V153H81ZM86 155H87V153H86ZM93 155V154H92ZM129 155V154H128ZM127 155V156H128ZM137 155V154H136ZM136 155H134L133 157H137ZM190 155H192V154H190ZM195 155V154H194ZM203 155V154H202ZM239 155V154H238ZM237 155V156H238ZM1 157H2V155H0ZM6 156V155H5ZM10 156V155H9ZM13 156V155H12ZM15 156H18V155H15ZM14 156V157H15ZM36 156V155H35ZM44 156V155H43ZM47 156V155H46ZM84 156V155H83ZM83 156H81V157H79V159L80 158H82ZM147 156H149V155H147ZM161 156V155H160ZM164 156V155H163ZM201 156V155H200ZM200 156H199V154H198V156H194V157H198V158H200ZM208 156H211V154L210 155H208ZM208 156H207V158H208ZM224 156V155H223ZM38 157V160L40 159L39 158V156H37ZM36 157V158H37ZM42 157V156H41ZM49 156H47V158H48ZM67 157V156H66ZM85 157V156H84ZM92 157H94L95 158V161H97L96 159V157L93 155ZM146 157V156H145ZM153 157V156H152ZM162 157V156H161ZM165 158L167 157V158H169L168 156H164ZM177 157V156H176ZM185 157V156H184ZM212 157L213 158H215L214 156H213V154H212ZM211 157V158H212ZM233 157V156H232ZM255 157V156H254ZM253 157V158H254ZM257 157H259V155H257ZM8 158H10L11 159V156L10 157H8ZM16 158V157H15ZM29 158V157H28ZM86 158V157H85ZM116 158V157H115ZM178 158V157H177ZM186 158V157H185ZM189 158V157H188ZM188 158L186 159V161L188 160ZM193 158V157H192ZM191 158V159H192ZM197 158V159H198ZM202 158H203V156H202ZM224 158V157H223ZM223 158H221V159H223ZM248 158V157H247ZM260 158L262 159V157L260 156ZM1 159V158H0ZM4 159V158H3ZM12 159H13V157H12ZM19 159V158H18ZM61 159V158H60ZM78 159V158H77ZM87 159V161L89 160L90 161V159L89 158H86ZM150 159H152L151 157H150ZM155 158L153 157V160H154ZM160 159V158H159ZM170 159H173V158H170ZM180 159V158H179ZM191 159L189 160V161H191ZM197 159H195V160H197ZM250 159H252V157H251V155H250ZM249 159V160H250ZM14 160V159H13ZM19 160H21V159H19ZM18 160V161H19ZM44 160L46 161V159L44 158ZM51 160H52V158H51ZM53 160H55V159H53ZM82 160V159H81ZM85 160V159H84ZM156 160V159H155ZM154 160V161H155ZM164 160V159H163ZM169 160V159H168ZM185 160V159H184ZM201 160V158L199 159V160H197V161H200ZM204 160V158L202 159V161ZM212 160V159H211ZM214 160V159H213ZM212 160V161H213ZM247 160V159H246ZM249 160H248V162H249ZM6 161V160H5ZM5 161H3V163L2 164H4V166H5V164L7 163L8 164V162L7 161H9V159L6 161V163H4ZM41 161H43V160H41ZM56 161V160H55ZM54 161V162H55ZM72 161L74 162V159H72ZM71 161V162H72ZM80 161V160H79ZM88 161V162H89ZM188 161V162H189ZM192 161H194L193 159H192ZM206 162L208 161V160H205ZM216 162L215 163H217V160H215ZM226 160H224L223 162H225ZM252 161H254V159H252ZM39 162H40V160H39ZM46 162H48V161H46ZM51 162V161H50ZM61 162V161H60ZM65 162V161H64ZM72 162V163H73ZM77 162V161H76ZM83 162V161H82ZM158 162V161H157ZM205 162V163H206ZM223 162H222V164H223ZM231 162H233V159H232V161ZM262 162V161H261ZM34 163V162H33ZM33 163H31V166H32V168H33ZM43 163V162H42ZM51 163H53V161L51 162ZM68 163V162H67ZM161 163V162H160ZM181 163H183V162H181ZM180 163V164H181ZM187 163V162H186ZM186 163L184 162V164H182L183 166L184 165H186ZM190 163H192V162H190ZM190 163H187L188 165L190 164ZM204 163V162H203ZM208 163V162H207ZM221 163V161L219 162V164ZM250 163V162H249ZM35 164V163H34ZM37 164H40V163H38L37 162ZM64 164V163H63ZM75 164V163H74ZM89 164V163H88ZM193 164V163H192ZM196 164H198V163H196ZM222 164H220V165H222ZM245 164H247V163H245ZM50 165V164H49ZM66 165V164H65ZM71 165V164H70ZM73 165V164H72ZM77 165V164H76ZM78 165H80L79 163H78ZM191 165V164H190ZM193 165H195V164H193ZM192 165V166H193ZM211 165H213V164H211ZM226 165H227V163H226ZM231 165V164H230ZM3 166V167H4ZM30 166V167H31ZM37 166V165H36ZM58 166V165H57ZM75 166V165H74ZM88 166V165H87ZM134 166V165H133ZM178 166V165H177ZM180 166V165H179ZM202 166H204L203 164H202ZM239 166H242V165H239ZM7 167V166H6ZM9 167H11V166H9ZM9 167H7V168H9ZM17 167V166H16ZM23 167V166H22ZM62 167H64V166H62ZM129 167H131V165L129 166ZM191 167V166H190ZM189 167V169H193V168H190ZM197 167V169L199 168H202V167H199V166H196ZM15 168V167H14ZM13 168V169H14ZM67 168V167H66ZM69 168V167H68ZM70 168H72V167H70ZM69 168V169H70ZM78 168H80V167H78ZM83 168V167H82ZM93 168L95 169V167L93 166ZM100 168H101V166H100ZM104 168V167H103ZM124 168V167H123ZM185 168V167H184ZM206 168H207V166H206ZM0 169H2V166H1V168ZM13 169H12V171H13ZM34 169V168H33ZM32 169V170H33ZM116 169V168H115ZM118 169H119V167H118ZM148 169V168H147ZM202 169H205L204 167L202 168ZM201 169V170H202ZM219 169V168H218ZM240 169H241V167H240ZM15 170V169H14ZM63 170V169H62ZM65 170V169H64ZM154 170V169H153ZM152 170V171H153ZM214 170V169H213ZM235 170V169H234ZM233 170V171H234ZM238 170H239V168H238ZM31 171V170H30ZM97 172H98V169L96 170ZM115 171V170H114ZM152 171L150 170V174L152 173ZM155 171V170H154ZM242 171V170H241ZM241 171H239V172H241ZM62 172H64V171H62ZM118 172V171H117ZM136 172V171H135ZM140 172V171H139ZM235 172H236V170H235ZM3 173H5V172H3ZM18 173V172H17ZM27 173H28V171H27ZM30 174L31 173H35L34 171H32V172H29ZM54 173H55V171H54ZM59 173V172H58ZM58 173H56V174H58ZM107 173V172H106ZM147 172H145V174H146ZM157 173H159V172H157ZM207 173V172H206ZM215 173H217V170H216V172ZM237 173V172H236ZM7 174V173H6ZM30 174L28 175V177L30 176ZM37 174V173H36ZM93 174H95V173H93ZM139 175H140V173H138ZM141 174H144V173H141ZM144 174V175H145ZM155 175H156V173H154ZM228 174H230L229 172H228ZM234 174V173H233ZM241 174V173H240ZM240 174L238 175V176H240ZM97 175H99V172H98V174ZM107 175V174H106ZM143 175V176H144ZM146 175H148V174H146ZM153 175V174H152ZM158 175V174H157ZM156 175V176H157ZM231 175V174H230ZM230 175H227V177L228 176H230ZM236 175V174H235ZM31 176H33V174L31 175ZM38 176V175H37ZM37 176H36V178H37ZM96 176V175H95ZM94 176V177H95ZM142 175H141V177H143ZM174 176V175H173ZM58 177H59V175H58ZM149 177H151V178H153V176H150L149 175ZM155 177V176H154ZM226 177V176H225ZM226 177V178H227ZM236 177V176H235ZM235 177L233 178V180L234 181H236L235 180ZM13 178V177H12ZM11 178V179H12ZM32 179H33V177H31ZM31 178H30V180H31ZM95 178H97V176L95 177ZM107 178V177H106ZM148 178V177H147ZM228 178H230V177H228ZM243 178V177H242ZM35 179V178H34ZM33 179V180H34ZM157 179V178H156ZM161 179V178H160ZM160 179H158V181L160 180ZM231 179V178H230ZM239 179H241V176H240V178ZM238 179V180H239ZM146 180V179H145ZM149 180V179H148ZM147 180V181H148ZM224 180V179H223ZM238 180L236 181L237 183H238ZM245 179H243V182H247V181H244ZM13 181V180H12ZM23 181H25L24 179H23ZM154 182V181H153ZM241 182H242V180H240V184H241ZM242 182V186H244L245 185V183H243ZM166 183V182H165ZM165 183H163L162 184V187L164 186V185H166ZM229 183H232V182H228V184ZM235 182H233V184H230V185H238L237 183H235ZM175 184L177 185L176 186V188L174 187V189H170L169 188V190H167L166 191V186H164L166 189L164 190V191H162L163 192V194L165 195L164 197H165V199L166 198H168V199H175V197L177 198V197H179L178 199H177V201H176V203L178 202V200L180 201H182V197H183V195H186V194H190L191 192H192V189L191 188H189V187H182L181 185V187H179L178 186V184L177 183H174V186H175ZM180 184V183H179ZM26 185V184H25ZM10 186V185H9ZM8 186V187H9ZM15 186V185H14ZM13 185H12V188H14L15 189V187H14ZM111 186V185H110ZM109 186V187H110ZM113 186V185H112ZM111 186V187H112ZM153 186V185H152ZM156 186L158 187V185H157V183H156ZM160 186V185H159ZM168 186H169V184H168ZM189 186L191 187V185L189 184ZM194 186V185H193ZM239 186H241V185H238V187ZM241 186V187H242ZM247 188H249L247 185H245ZM244 186V187H245ZM98 187V186H97ZM111 187L109 188V189H111ZM119 187V186H118ZM161 187V186H160ZM163 187V188H164ZM237 187V186H236ZM240 187V188H241ZM244 187H242V188H244ZM173 188V187H172ZM194 188V187H193ZM234 189H236L235 187H233ZM252 188V187H251ZM105 190H106V192L108 191L106 188H104ZM115 189H116V187H115ZM120 189V188H119ZM119 189H117V191H119ZM195 189V191L197 190L198 191V189L200 190V188L198 187L197 189H196V187L194 188ZM217 189V188H216ZM9 190V189H8ZM126 190H128V189H126ZM237 190V189H236ZM236 190H234V192L236 191ZM238 190H240V189H238ZM242 190V189H241ZM245 190H247L246 188H245ZM245 190H243L242 192H245ZM251 190V189H250ZM253 190V189H252ZM12 191V190H11ZM120 191H121V189H120ZM139 191V190H138ZM158 191V190H157ZM196 191V192H197ZM9 193H11L10 191H8ZM7 192V193H8ZM105 192V193H106ZM110 192V191H109ZM129 192V191H128ZM137 192V191H136ZM160 192V191H159ZM201 192V191H200ZM200 192L198 191V193L200 194ZM209 192L210 191H208V194H209ZM237 192V191H236ZM240 191H238L237 193H239ZM256 192H258V190H256ZM14 193V195H15V191L13 192ZM24 193V192H23ZM114 193V192H113ZM118 193H120V192H118ZM202 193V192H201ZM207 192H205L204 191V194H206ZM253 193V192H252ZM255 193V192H254ZM259 193V192H258ZM110 194H112V192L110 193ZM115 194V193H114ZM113 194V195H114ZM132 194V193H131ZM138 194V193H137ZM141 194V193H140ZM162 194V193H161ZM175 194V195H174ZM198 194V195H199ZM203 194V195H204ZM210 194H212V193H210ZM247 194H248V192H247ZM24 195V194H23ZM104 195V194H103ZM102 195V196H103ZM108 196H109V194H107ZM121 195V194H120ZM139 195V194H138ZM143 195V194H142ZM250 195V194H249ZM252 195V194H251ZM260 196H261V194H259ZM112 196V195H111ZM119 195H117V197H118ZM220 196V195H219ZM254 196V195H253ZM145 197V196H144ZM187 197H190V195L189 196H187ZM261 197H263V196H261ZM16 198V197H15ZM101 198V197H100ZM102 198H106V196L105 197H102ZM101 198V199H102ZM108 198V197H107ZM116 198V196H114V198L113 199H115ZM221 198V197H220ZM219 198V199H220ZM144 199V201H145V199H147L146 197L145 198H143ZM184 199L186 200V198L184 197ZM120 200H121V196H120ZM189 201H190V199H188ZM228 200H231V199H228ZM258 200V199H257ZM259 200H261L260 199V197H259ZM263 200V199H262ZM261 200V201H262ZM118 201V200H117ZM136 201H137V199H136ZM166 201H168V200H166ZM175 201V200H174ZM180 201V202H181ZM193 201H194V199H193ZM231 201H233V200H231ZM250 201H252V199H250ZM254 201V200H253ZM26 202V201H25ZM100 202H101V200H100ZM170 202V201H169ZM173 202V201H172ZM183 202V201H182ZM196 202V201H195ZM226 202V201H225ZM140 203V202H139ZM155 203V202H154ZM175 202H174V204H176ZM179 203V202H178ZM184 203V202H183ZM190 203V202H189ZM188 202H186V203H184V204H189ZM229 203H230V201H229ZM233 203V202H232ZM231 203V204H232ZM238 203V202H237ZM258 203V202H257ZM141 204V203H140ZM159 204V203H158ZM158 204H156V206L158 205ZM170 204H171V202H170ZM173 204V205H174ZM225 204V203H224ZM256 204V203H255ZM26 205V204H25ZM32 205V204H31ZM183 205V204H182ZM219 205V204H218ZM220 205H222L221 203H220ZM238 205V204H237ZM258 205V204H257ZM262 205H264V204H262ZM261 205V206H262ZM28 206H30L29 205V203H28ZM98 206V205H97ZM101 206V205H100ZM141 206V205H140ZM179 208H180V206H181V204L179 203V205H177ZM189 206V205H188ZM190 206H191V203H190ZM220 207V206H219ZM21 208V207H20ZM97 209H98V207H96ZM182 209H184L183 207H181ZM180 208V209H181ZM157 209V208H156ZM159 209V208H158ZM182 209H181V212H182ZM21 210V209H20ZM177 210V209H176ZM187 210V209H186ZM264 210V209H263ZM22 211V210H21ZM20 211V213L19 214H21L22 212ZM152 212H154L153 211V209L151 210ZM157 211V210H156ZM188 211V210H187ZM186 211V212H187ZM152 212H151V227H152V229H153V234H154V242H155V247H154V255H155V257H156V263L158 264V263H160V264H165V263H168V264H188V263H194V261H193V259H192V257H191V253H190V250H189V247L190 246H188L189 244V241L188 240H186L185 238V235L183 234L185 231H184V229L185 228H183V230H178V229H176V228H178L177 226H179L180 224H178V223H176L177 224V226L176 227H174V220H175V218H171L172 220H171V222L173 221V223H171L170 222V219L168 218V216L169 215H166V217L163 219L162 217H160L159 215H157V214H152ZM161 212V211H160ZM163 212V211H162ZM177 212V211H176ZM189 212V211H188ZM187 212V213H188ZM93 213H94V211H93ZM104 213V212H103ZM157 213H158V211H157ZM164 213V212H163ZM63 214V213H62ZM99 214V213H98ZM101 214V213H100ZM165 214V213H164ZM191 214V217H192V213H190ZM94 215H96V213L94 214ZM17 216H18V214H17ZM16 216V217H17ZM227 217H228V215H226ZM99 217H101L100 215H99ZM170 217V216H169ZM208 217V216H207ZM90 219H91V217H89ZM193 218V217H192ZM234 218V217H233ZM19 219V218H18ZM102 219H103V217H102ZM174 219V220H173ZM195 219V221H196V217L194 216V218H193V220ZM212 219V218H211ZM214 219V218H213ZM104 221V220H103ZM179 222V221H178ZM90 223H92L93 224V222H89L88 224H90ZM180 223V222H179ZM91 224V225H92ZM15 226V225H14ZM182 227L184 226V225H181ZM181 226L179 227V228H181ZM235 226V225H234ZM89 227V226H88ZM92 227H94V224H93V226ZM195 227H197V226H195ZM207 227V226H206ZM4 228V227H3ZM205 228V227H204ZM14 229V228H13ZM197 230L199 229V231H201L200 229V227L199 228H196ZM202 229H203V226H202ZM259 229V228H258ZM4 230V229H3ZM206 230V232H209V231H207V229H204L202 232H204ZM142 231V230H141ZM179 231H180V233L183 231V233L181 234L182 235V237L180 236V234H179ZM189 231V230H188ZM243 233H246V232H243ZM9 234V233H8ZM12 234V233H11ZM208 234H210V233H208ZM242 234V233H241ZM184 235V236H183ZM210 235H212V233L210 234ZM243 236L245 235V234H242ZM2 236H3V233H2ZM25 236H26V234H25ZM214 236H216V235H214ZM152 237V236H151ZM185 237V238H184ZM4 238V237H3ZM22 238V237H21ZM5 239V241H8V240H6V238H4ZM194 239H195V236H194ZM193 239V240H194ZM198 239V238H197ZM247 239V238H246ZM202 240V238H200V241ZM205 239H203V241H204ZM251 240V239H250ZM26 240L24 239V242H25ZM187 241H188V243H187ZM203 241H201V243L203 242ZM211 241V240H210ZM210 241H209V244H208V246H211V243H210ZM205 242V241H204ZM207 242V241H206ZM227 242V241H226ZM10 243V242H9ZM8 243V244H9ZM26 243H27V241H26ZM29 243H27L26 244V246L28 245ZM193 244H195V242L193 241ZM11 245V244H10ZM30 245V244H29ZM231 245H232V242H231ZM13 246V245H12ZM11 246V247H12ZM197 246V248L196 249H202V246L201 245H196ZM204 246V245H203ZM212 246H213V244H212ZM226 246V245H225ZM235 246V245H234ZM237 246V245H236ZM254 247V246H253ZM27 248V247H26ZM29 248L31 249V247H28V253H30L29 251H31V250H29ZM33 248V247H32ZM207 248V247H206ZM236 248V247H235ZM238 248V247H237ZM54 250V249H53ZM211 250H213V248H211L210 249V251ZM32 251H33V249H32ZM31 251V253H33ZM51 251V250H50ZM198 251V250H197ZM202 251V250H201ZM200 251V252H201ZM208 251V250H207ZM209 251V252H210ZM217 251V250H216ZM52 252V251H51ZM199 252V251H198ZM202 252H204L205 254H206V249L204 250V251H202ZM55 253V252H54ZM201 254V253H200ZM218 254H221V253H219L218 252ZM55 255H57V254H55ZM202 255V254H201ZM223 255V254H222ZM58 256V255H57ZM137 256V255H136ZM203 256V255H202ZM223 256H225V255H223ZM0 257H1V255H0ZM59 257V256H58ZM209 257L211 258V259H213V260H217V257H218V255L215 253V252H212L210 255H209ZM226 257H228V256H226ZM230 257V256H229ZM57 258V257H56ZM55 258V259H56ZM151 258V257H150ZM219 258H220V255H219ZM225 258V257H224ZM3 259V258H2ZM6 259V258H5ZM52 259H53V257H52ZM58 259V258H57ZM210 259V262L212 261L213 262V260H211ZM231 259V258H230ZM206 260H208V259H206ZM52 261H54V260H52ZM209 261V260H208ZM221 261H224L223 260V258L220 260V262ZM150 262V261H149ZM226 262V261H225ZM230 262H233V260H231ZM9 264H10V262H8ZM49 263H51V262H49ZM228 263V262H227ZM226 263V264H227ZM233 263H235V262H233ZM233 263H231V264H233ZM246 263V262H245ZM261 263V262H260ZM12 264V263H11ZM62 264V263H61ZM150 264V263H149ZM236 264H239V263H236Z\"/></svg>", "mask_w": 264, "mask_h": 264}]
</instances>
